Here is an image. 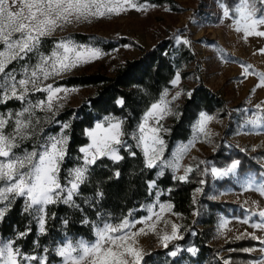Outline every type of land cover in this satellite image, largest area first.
<instances>
[{"label": "rangeland", "instance_id": "rangeland-1", "mask_svg": "<svg viewBox=\"0 0 264 264\" xmlns=\"http://www.w3.org/2000/svg\"><path fill=\"white\" fill-rule=\"evenodd\" d=\"M135 2L143 5L144 9H129L120 15L73 22L65 28L57 30L48 38L64 40L69 39L72 34H86L92 36L93 40L99 38L106 42L111 39L128 38L143 49H150L168 38H176L178 42L189 41L186 45L191 48L196 61L193 67L188 69V76L182 77L177 74L180 77L178 84L165 91L168 94L167 99L170 101V113L165 114L162 119L159 116L148 118L147 127L162 126L159 136L165 141L164 134L169 131L173 120L179 117L181 109L186 104L187 99L191 97L187 93L191 92L192 94L194 88L200 84L224 99L225 106L219 111L213 114L207 112L198 114L192 125L191 137L188 140L177 141L170 151L165 142L161 160L156 162L157 167H153L157 169V179L166 170H169L178 179L184 175H187L188 178L203 165L204 169L201 170L203 173L200 176L202 179L199 181L200 186L198 188L200 191L197 189L194 196L197 207L190 221L183 219L182 216L173 211V205L170 202L160 199L161 192L156 188L155 183V186H152L156 194L155 201L144 206L146 212L144 217L137 220L128 219L130 222H140L133 223L127 231L133 233L138 232L141 228L144 229V233L135 237V247L142 251V264L147 255L164 250L182 240L185 234L184 228L187 231H191L194 227L203 229L200 220L206 218L208 214L209 205L207 202L233 203L237 205V210H244L243 217L219 214L211 229L209 244L218 250L219 257L224 260L225 264H242L233 255L236 250L233 247L234 244L241 238H250L252 233L257 236H264V231L253 227L254 223L264 222V218L253 215V213L264 210V191L260 190L264 187V155H261L264 153V83L261 82V74H264V51H262L264 50V37L253 35L246 38L243 32L236 30V20L239 19V16L234 14V9L241 0H172L171 4L163 5H153L144 0H135ZM224 7L230 10L229 16L223 15ZM259 30L264 31V26H261ZM77 44L96 47L93 44ZM140 48L122 45L109 52L101 50L103 55L100 58L73 68L70 72L57 78L55 85L65 77L83 73H103L113 77L127 61L137 58L141 54ZM35 63L36 58L30 62V64ZM13 65L9 67H13ZM15 66L17 69L20 67L17 64ZM245 66L248 68L247 71H245ZM17 78L21 77L18 76ZM52 82V80L45 81V84ZM67 89L69 91L66 94H60L66 96L62 100L63 107L56 111L54 116L52 113L36 110V117L41 119V124L38 126L40 128L38 136L25 140L20 148L16 149L18 154L32 151L38 142H43L48 136L63 135L65 130L56 121L58 115L70 109L78 108L94 92V89L90 88ZM177 92H181V95L172 100ZM40 94L44 93L30 94L33 103L36 99L42 98ZM20 102L22 103L20 108L9 109L3 113L19 112L24 106L23 102ZM201 114L213 117L205 124L208 135L198 131V125L202 118ZM145 117L141 124L144 123ZM105 118L120 120L114 116H106L96 124H104V127L107 128L108 124ZM157 120H159V124H157ZM252 121H256V123H252ZM57 126L60 127L55 130ZM139 135L138 129L137 136ZM88 138V145H90L92 141L89 136ZM182 145L189 147L179 159V168L168 167L167 162L173 161ZM139 148L143 152L142 145ZM222 149L227 152L226 155H231L233 152H241L249 156L257 154L260 161L263 159L261 161L262 171L242 174L238 167L234 172L227 175H213L211 171L213 168L223 172L234 162L231 161L223 168H218L211 163V159L215 158ZM83 156L84 153H82L80 164L83 163ZM213 161L215 162V159ZM188 168H191L192 171L187 172ZM68 179L70 177L67 176L66 180ZM222 183L226 184L222 186ZM161 206H164L163 211H161ZM149 217L150 219H148ZM246 220L247 223L244 222ZM105 223L115 224L106 221L100 227H103ZM172 224L179 226L177 236L180 238L170 239L166 242L167 247H165L162 236L166 233L171 234ZM39 233L41 232L39 231ZM96 239L88 242L84 239L72 241L67 238L62 244L55 247V252L57 254V250L69 241L74 245L80 241L91 244ZM252 248L253 251L247 252L258 257L249 264H256L257 261L264 262V244L259 247L252 246ZM180 250L178 249V251ZM60 258L61 261L55 264H63V258ZM27 264H36V262L28 261Z\"/></svg>", "mask_w": 264, "mask_h": 264}, {"label": "snow or ice", "instance_id": "snow-or-ice-1", "mask_svg": "<svg viewBox=\"0 0 264 264\" xmlns=\"http://www.w3.org/2000/svg\"><path fill=\"white\" fill-rule=\"evenodd\" d=\"M129 9L143 10L144 6L135 0H0V104H6L12 99L24 104L19 112H0V222L4 221L16 198L23 197V211L30 214L36 220L39 231L45 233L47 220L50 218L46 212L47 205L62 202L76 206L73 197L78 194L80 185L87 179L90 166L103 157H108L114 162L124 159V156L119 154L120 148L125 146L121 139L124 135L123 121L115 118H105L107 128L98 123L94 129L87 131L92 142L80 149V152L84 153L83 163L68 171L70 179L67 184L61 183L60 177L61 165L68 155L67 144L70 136L67 131L60 136L46 137L43 142H38L32 151L18 154L16 149H19L25 140L38 136L41 119L36 117L37 109L54 116L55 112L63 107L62 100L66 96L60 94H66L69 89L55 85V80L73 68L103 55L101 49L79 45L71 39L59 41L50 54L45 55L41 51L45 39L73 22L120 15ZM229 14L230 10L224 7L223 15ZM234 14L239 16L236 20V30L243 32L246 38L253 35L264 37V31L259 30L264 26V0H241L234 9ZM183 43L187 44L189 41L184 40ZM33 56L36 57V63L30 64ZM14 63L20 66L19 69L9 67ZM247 70L245 66V71ZM18 76L21 78L18 79ZM49 80L53 82L45 84V81ZM179 80L177 75L172 81L173 85H177ZM261 82L264 83V74H261ZM36 92H42L45 96L33 103L30 94ZM167 95L165 92L157 103L151 105L144 123L139 126L140 135L135 137L138 140L137 146L142 145L147 168L157 167L156 162L161 160L165 144L159 136L162 126L148 128V118L159 116L162 119L165 114L170 113ZM180 95L181 92H177L172 100ZM187 95L191 96V92ZM117 104L123 107L125 100L120 98ZM201 117L198 131L208 135L205 124L213 117L207 114H201ZM70 127V123L62 124L64 130ZM188 147L180 146L176 157L167 162V166L178 169L179 159ZM128 154L134 157L136 152L130 151ZM239 165L240 161L237 160L223 172L216 168L211 171L215 176L227 175L234 172ZM186 171L191 172L192 169L188 168ZM114 175L119 177L120 172L116 171ZM178 179L185 181L187 175ZM152 186H155L154 181ZM260 190L264 191V187ZM97 195L103 196V192H98ZM163 207L161 206V211ZM253 215L264 218V210ZM139 222L123 219L117 224L105 223L103 227H97V239L94 243L80 241L74 245L69 241L57 250V255L63 258V264H141L142 251L135 247V237L144 233V229L133 233L127 231L133 223ZM64 223L67 224L68 221L65 220ZM253 227L264 231V222L254 223ZM178 230L179 226L172 224L171 234L162 236L165 247L170 239L180 238L177 236ZM30 232L29 227L27 231L19 232L18 237L23 238ZM250 236L264 244V236H257L255 233ZM188 251L195 254L197 250L189 248ZM176 254L175 251L171 253L173 256ZM28 261L48 264L46 257L23 253L16 246L15 239L0 241V264H27ZM256 264L264 262L257 261Z\"/></svg>", "mask_w": 264, "mask_h": 264}, {"label": "trees", "instance_id": "trees-1", "mask_svg": "<svg viewBox=\"0 0 264 264\" xmlns=\"http://www.w3.org/2000/svg\"><path fill=\"white\" fill-rule=\"evenodd\" d=\"M144 1L153 5L172 3V0ZM69 39L80 44H93L106 52L122 45L141 47L128 38L106 42L99 38L93 40L92 36L86 34H72ZM61 40L63 39L46 38L41 51L45 55L50 54L51 49ZM140 49L141 54L127 61L113 77L103 73H83L65 77L57 83L58 86L66 88L94 89L93 94L78 108L63 112L56 118L60 126L64 123L71 125L70 129L65 130L70 139L67 144L68 155L61 165V183L67 184L68 171L81 163L80 149L89 144L87 131L106 116H114L123 121L124 135L121 139L125 146L120 148L119 154L124 156V159L114 162L108 157H103L90 166L87 179L80 185L78 194L73 198L76 206L62 202L48 205L46 212L50 218L47 220L45 233H39L36 220L23 211L25 198L17 197L7 211L4 221L0 222V241L15 239L16 246L26 255H45L48 264L58 263L61 258L56 254L55 247L65 239H84L92 242L96 239L97 227L106 221L117 224L123 219L137 220L144 217V206L154 202L156 198L153 181L161 192L160 199L170 202L176 214L190 221L197 207L194 196L200 186V176L203 173L201 170L204 166L201 164V168L185 181L175 178L169 170L157 179V169L145 167V156L137 146L135 137L151 105L157 103L163 93L172 88V81L177 74L182 77L189 75L187 71L194 65L195 55L188 45L178 42L176 38L162 40L150 49ZM40 95L42 98L45 96ZM120 98L125 100L123 107L117 104ZM21 105L20 101L11 100L0 104V111L18 109ZM224 106L225 101L221 96L201 84L196 86L181 109L179 117L173 120L169 131L164 134L168 150L170 151L177 141H186L191 137L192 125L200 112L213 114ZM130 151L136 152V155H129ZM226 153L222 149L213 158L215 162L211 159V163L223 168L231 161L238 160L242 174L262 171L263 159L260 161L257 154L249 156L241 152H233L231 155ZM116 171L120 172L119 177L114 175ZM225 184L222 183V186ZM98 192H103V196H98ZM207 203L208 214L200 220L203 229L194 227L187 231L184 228L182 240L164 250L147 255L142 264H225L219 257L218 250L209 244L211 229L219 214L242 218L244 210H237V205L233 203ZM65 220L68 221L67 224L64 223ZM29 227L31 232L27 236L18 237L19 232L27 231ZM252 246L259 247L262 243L251 237L239 239L233 246L236 249L234 257L242 264H249L258 257L246 251L253 249ZM188 248L197 251L193 254ZM173 251L177 253L175 256L171 255Z\"/></svg>", "mask_w": 264, "mask_h": 264}]
</instances>
